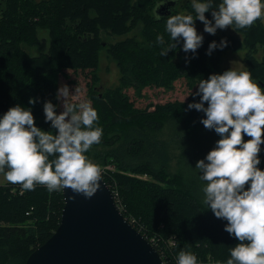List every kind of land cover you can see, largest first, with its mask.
<instances>
[{
	"label": "trees",
	"instance_id": "obj_1",
	"mask_svg": "<svg viewBox=\"0 0 264 264\" xmlns=\"http://www.w3.org/2000/svg\"><path fill=\"white\" fill-rule=\"evenodd\" d=\"M219 3L215 0L213 7ZM181 5L182 0H0V113L17 103L30 106L37 125L48 130L43 102L51 99L58 104L55 93L59 85L53 77L64 74L65 69L96 68L103 43L100 30L123 34L142 23L141 39L126 38L108 47L121 72L119 88L101 97L94 90L96 86L87 91L104 129L101 142L94 144L87 155L102 166L109 162L115 165L114 171L103 175V181L111 189V184L115 186L123 216L135 219L134 228L141 235L147 239L153 235L174 239L170 251L176 257L183 249L194 252L203 263L226 261L237 240L224 231L227 221L216 218L203 203L195 169L196 161L219 138L199 122L202 112L187 109V103L199 97L189 93L185 101L150 103L140 108L126 93L132 89L141 96L143 89L161 86L170 90L173 80L182 78L195 91L200 78L223 71L220 62L224 50L240 47L239 42L233 45V40L227 38V47L214 49L208 56L209 43L221 40L208 35L197 56L192 57L191 51L187 54L189 64L181 50L182 40L177 43V54L170 49L167 56H161L163 46L156 37L163 34L169 42L164 24ZM183 7L195 15L191 0H186ZM205 15L211 18L210 12ZM41 28L48 30V48L45 53L30 55L24 46L39 42ZM235 28L243 34V46L264 44L260 19L250 27ZM177 56L179 61L175 60ZM246 61L253 78L264 86V62L252 55L246 56ZM29 97H37L38 102L29 105ZM165 125L170 126L172 143L181 150L175 173L168 172V145L157 137ZM122 171L146 174L148 179H133ZM13 188L15 195L0 185V264H24L56 230L64 205L62 191ZM155 249L160 253L158 247ZM162 256L171 262L170 252Z\"/></svg>",
	"mask_w": 264,
	"mask_h": 264
},
{
	"label": "clouds",
	"instance_id": "obj_2",
	"mask_svg": "<svg viewBox=\"0 0 264 264\" xmlns=\"http://www.w3.org/2000/svg\"><path fill=\"white\" fill-rule=\"evenodd\" d=\"M214 2L191 0L195 15L184 11L169 15L166 31L174 42L166 43L164 35L158 34L156 41L163 46L160 55L167 56L182 40L189 64L187 54L198 55L204 33L215 35L218 29L245 28L264 20V0H220L213 7ZM209 12L211 18L205 15ZM197 20L203 23V31L198 30ZM228 43L226 37L219 43L211 41L206 55ZM258 81L246 66L211 72L199 79L195 91L191 89L190 95L199 100L187 103L188 110L203 113L199 122L204 128L219 136L195 163L203 203L216 218L227 221L224 231L237 240L226 261L214 264H264V86ZM55 99L63 104L62 111L51 99L43 102L48 130L37 125L30 106L17 103L0 113V173L19 184L21 191L43 185L49 192L71 189L90 198L103 179L102 165L87 155L104 134L98 109L90 99L80 98L78 86L73 91L67 83L57 88ZM37 102V97H29V105ZM177 264L202 262L194 252L182 249Z\"/></svg>",
	"mask_w": 264,
	"mask_h": 264
},
{
	"label": "water",
	"instance_id": "obj_3",
	"mask_svg": "<svg viewBox=\"0 0 264 264\" xmlns=\"http://www.w3.org/2000/svg\"><path fill=\"white\" fill-rule=\"evenodd\" d=\"M62 197L56 230L24 264H164L153 245L124 219L103 179L90 198L71 189L62 191Z\"/></svg>",
	"mask_w": 264,
	"mask_h": 264
},
{
	"label": "rangeland",
	"instance_id": "obj_4",
	"mask_svg": "<svg viewBox=\"0 0 264 264\" xmlns=\"http://www.w3.org/2000/svg\"><path fill=\"white\" fill-rule=\"evenodd\" d=\"M40 1V0H36ZM186 3V0H182L181 9L177 11V13L184 11L185 9L183 5ZM176 13V14H177ZM141 26V27H140ZM233 27V28H232ZM229 26L225 29H220V31H217L215 35H211L208 33H204V38L206 36L210 37H217L222 38L226 37L228 39L233 40V45H235L237 42L240 43V47L238 48H228L224 50V54L222 55L220 66L221 70L227 69L229 67H243L246 66L248 69L250 68L247 61L246 56L252 55L259 59L260 61L264 62V48L262 45H264L262 42H257L255 44L249 43L246 47L243 46V34L238 31L235 26ZM197 28L199 31H203V23L199 22L197 23ZM141 29H143L142 23L138 25L137 27L133 28L132 30L123 33V34H115L112 33L110 30H100V37L103 39V43L101 46V49L99 50L98 54V63L96 68H90L86 69L84 71H73L71 69H65L64 74H59V76H54L53 79H56L58 82V85L67 83L71 86V90L74 91L75 87L78 86L79 88V95L81 99H88L87 91L90 87H95L94 90L98 94V97H101L104 93L107 91L118 89L121 84V72L117 65V63L111 58L108 52V47L111 44H114L118 41L124 40L126 38L135 37L137 39H141ZM223 30V31H222ZM164 31L166 32L167 38L169 42L171 41V37L168 36V32L166 31V24H164ZM225 32V33H224ZM208 36V37H209ZM38 37L39 42L32 46H24L26 52L30 55H38L39 53H45L48 48V30L47 29H39L38 30ZM168 43V42H166ZM177 49V47H176ZM175 51V54H177L178 50L171 49ZM175 60L179 61V57L177 56ZM93 81V82H91ZM174 84L173 88L170 90H167L165 87L161 86L158 87H147L143 89L141 96H136L132 89L126 90V93L128 94L129 98L135 103L137 107L143 108L146 105L152 103V105L155 104H165L166 102H172L175 100H186L187 95L191 92V89L186 81L182 79H175L172 82V85ZM125 93V89L123 90ZM125 94V95H127ZM186 98V99H185ZM59 107L57 108V111L63 110V104L58 101ZM157 137L164 141L168 146V153L170 155L169 157V167L168 172L169 173H175L178 170L177 166V157L180 153V149H178L171 141V130L170 126L165 125L161 132L157 134ZM94 160V159H93ZM97 162L96 160H94ZM110 164H106L105 166H102L103 169H105V174L109 171H114L115 165L111 164L112 162H109ZM110 167L111 169H108ZM123 175H126L128 177H132L133 179H140L143 181H147L148 177L146 174H140V173H131V172H120ZM0 185L10 188L9 193L12 195H15V188L20 186L19 184H11V182L7 181L2 173H0ZM37 187L40 188H47L43 185H38ZM162 187L167 188V184H162ZM0 224H2L0 222ZM216 261V260H215ZM215 261L207 262L202 264H214Z\"/></svg>",
	"mask_w": 264,
	"mask_h": 264
},
{
	"label": "built area",
	"instance_id": "obj_5",
	"mask_svg": "<svg viewBox=\"0 0 264 264\" xmlns=\"http://www.w3.org/2000/svg\"><path fill=\"white\" fill-rule=\"evenodd\" d=\"M108 169H111L110 167H108ZM105 169H103V175L105 174ZM108 186V185H107ZM109 187V186H108ZM111 187L112 189L109 187V189L111 190L112 192V195L114 197V201H115V204H116V207L118 208V210L121 212L122 214V211H123V206L121 205V203L119 202L117 198V190L115 188V186L113 184H111ZM123 215V214H122ZM124 219L134 228V224L136 223L135 219L133 218H125ZM138 231V230H137ZM147 239V238H146ZM149 243H151V245H153V247H158V249L160 250V255L161 257L163 258L162 254L164 256H166L167 253L170 252V258H171V262L170 260L166 259V261L163 260V263L164 264H177V257L175 255L172 254V252L170 251V249L175 246V241L174 239H162L160 237H157L156 235H153V236H150L149 239H147Z\"/></svg>",
	"mask_w": 264,
	"mask_h": 264
},
{
	"label": "crops",
	"instance_id": "obj_6",
	"mask_svg": "<svg viewBox=\"0 0 264 264\" xmlns=\"http://www.w3.org/2000/svg\"><path fill=\"white\" fill-rule=\"evenodd\" d=\"M260 21H261V23L263 24V26H264V20H261L260 19ZM217 31H220V29H218ZM223 31V30H222ZM225 33V32H224Z\"/></svg>",
	"mask_w": 264,
	"mask_h": 264
}]
</instances>
